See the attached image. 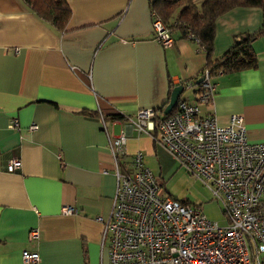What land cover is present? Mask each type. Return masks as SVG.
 I'll list each match as a JSON object with an SVG mask.
<instances>
[{
  "label": "crops",
  "instance_id": "crops-1",
  "mask_svg": "<svg viewBox=\"0 0 264 264\" xmlns=\"http://www.w3.org/2000/svg\"><path fill=\"white\" fill-rule=\"evenodd\" d=\"M151 1L66 0L71 19L55 33L20 0H0V264H23V250L36 252L37 264H109L97 219L111 211L116 178L101 119L108 133L125 131V162L140 151L146 166L159 147L130 121L141 109H164L179 85V98L198 104L193 85L206 64V53L178 31L169 48L155 41ZM262 22L256 8L220 17L212 59ZM251 51L256 67L212 78L214 99L201 109L220 124L241 115L248 139L264 142V37ZM112 113L126 120L106 118ZM13 118L19 130L9 128ZM14 158L21 166L8 172ZM64 206L76 213L62 214ZM32 228L39 239L29 243Z\"/></svg>",
  "mask_w": 264,
  "mask_h": 264
},
{
  "label": "built area",
  "instance_id": "built-area-1",
  "mask_svg": "<svg viewBox=\"0 0 264 264\" xmlns=\"http://www.w3.org/2000/svg\"><path fill=\"white\" fill-rule=\"evenodd\" d=\"M152 29L159 45L172 46L163 22L155 19ZM200 79L198 104L183 100L160 121H155L154 109H141L131 128L163 146L222 202L225 225L208 221L199 207L164 196L142 152L125 162V131L110 134L102 121L116 178L111 211L106 219H97L109 264H264V142L248 139L241 115L220 124L214 112L203 114L201 106L211 107L215 90L207 70ZM9 128L19 130L17 119H11ZM37 128L31 124L28 129ZM20 166L19 159H11L7 171ZM61 212L73 215L76 210L64 206ZM27 239L37 241L39 230L30 229ZM21 260L37 264L40 258L23 250Z\"/></svg>",
  "mask_w": 264,
  "mask_h": 264
},
{
  "label": "trees",
  "instance_id": "trees-1",
  "mask_svg": "<svg viewBox=\"0 0 264 264\" xmlns=\"http://www.w3.org/2000/svg\"><path fill=\"white\" fill-rule=\"evenodd\" d=\"M20 1L37 19L55 33H62L71 19V10L66 0ZM243 8H256L262 11L261 27L252 34L235 36L232 47L223 56L213 60L217 20L232 10ZM150 11L151 21L160 20L169 29L171 35L173 31H178L183 38L195 42L206 53V64L203 70L208 71L211 79L221 74H232L256 67V58L251 51V44L255 39L264 37V0H152ZM195 86L198 88L195 93L196 102H198L200 83L193 85ZM183 88L184 91L186 87ZM181 101L183 100L179 98L177 103ZM176 106L166 116L163 115V108L154 110L155 121L163 120L174 114L177 111ZM106 118L113 121L126 120L125 116L116 113L109 114ZM104 119L103 116L101 120L104 122Z\"/></svg>",
  "mask_w": 264,
  "mask_h": 264
},
{
  "label": "rangeland",
  "instance_id": "rangeland-1",
  "mask_svg": "<svg viewBox=\"0 0 264 264\" xmlns=\"http://www.w3.org/2000/svg\"><path fill=\"white\" fill-rule=\"evenodd\" d=\"M183 95L189 96V92L186 90ZM157 145L158 159L154 156L153 161L146 166L155 175L162 194L199 207L208 221L225 225L222 202L214 198L199 180L189 175L163 146Z\"/></svg>",
  "mask_w": 264,
  "mask_h": 264
},
{
  "label": "water",
  "instance_id": "water-1",
  "mask_svg": "<svg viewBox=\"0 0 264 264\" xmlns=\"http://www.w3.org/2000/svg\"><path fill=\"white\" fill-rule=\"evenodd\" d=\"M200 82H201V79H199L196 83L199 84ZM183 89L184 88L182 85L176 86L172 89L168 103L163 109V115L165 116L168 115L174 109V107L176 106L179 100L180 95L183 92Z\"/></svg>",
  "mask_w": 264,
  "mask_h": 264
}]
</instances>
